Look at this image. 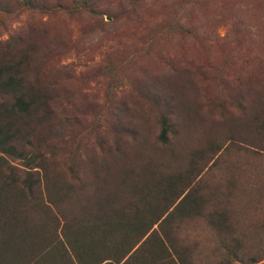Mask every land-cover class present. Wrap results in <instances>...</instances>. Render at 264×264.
<instances>
[{"label":"rangeland","instance_id":"374dc122","mask_svg":"<svg viewBox=\"0 0 264 264\" xmlns=\"http://www.w3.org/2000/svg\"><path fill=\"white\" fill-rule=\"evenodd\" d=\"M93 2L97 15L0 12V43L34 32L47 48L57 157L111 144L124 129L152 141L168 112L174 134L164 158L174 168L193 160V183L233 212L231 236L263 249L264 130L254 116L264 113V0ZM186 227L211 239L202 220Z\"/></svg>","mask_w":264,"mask_h":264},{"label":"trees","instance_id":"16d2710c","mask_svg":"<svg viewBox=\"0 0 264 264\" xmlns=\"http://www.w3.org/2000/svg\"><path fill=\"white\" fill-rule=\"evenodd\" d=\"M68 4L0 0V12L98 14L93 0ZM44 46L34 32L25 41L9 37L0 43V264L261 261L264 248L251 251L231 236L233 212L213 204L215 195L193 183L196 163L174 168L164 158L174 134L170 113L159 114L152 141L124 129L111 144L57 157L59 133L50 123L55 96L45 77ZM114 71L113 65L106 69L110 76ZM254 121L264 130V113ZM196 220L205 222L209 242L189 237L186 225Z\"/></svg>","mask_w":264,"mask_h":264}]
</instances>
